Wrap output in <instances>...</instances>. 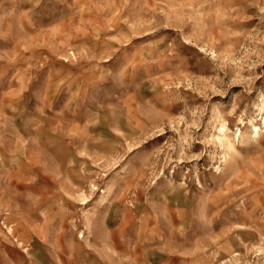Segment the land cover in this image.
<instances>
[{"label":"rangeland","instance_id":"obj_1","mask_svg":"<svg viewBox=\"0 0 264 264\" xmlns=\"http://www.w3.org/2000/svg\"><path fill=\"white\" fill-rule=\"evenodd\" d=\"M46 87L114 127L83 175L17 117ZM0 157V234L48 192L51 264H264V0H0Z\"/></svg>","mask_w":264,"mask_h":264},{"label":"crops","instance_id":"obj_2","mask_svg":"<svg viewBox=\"0 0 264 264\" xmlns=\"http://www.w3.org/2000/svg\"><path fill=\"white\" fill-rule=\"evenodd\" d=\"M50 62L47 61V65ZM53 75V72H49V77ZM55 75V73H54ZM77 76V74H76ZM32 81V78H30ZM68 80V76L64 81ZM30 81V82H31ZM63 81V80H62ZM74 81V80H72ZM78 81V97L82 95L85 90L86 81H81V79H77ZM67 85L64 84L61 88V92L66 89ZM76 88V89H77ZM31 87L28 86L26 88L27 92H31ZM55 93L53 90L46 87L45 93L42 97L39 98L41 101V105L34 106L33 99L31 98L25 106H22L17 113V117L22 120V116L25 112H28L30 116L28 117L29 126H33L40 128L48 129V125H50V133L40 135V134H31L27 139H33L38 142L39 151L57 153V149L59 148L65 155V158L70 159L71 163L76 160L78 161L79 170L78 174L83 175L86 167H82L81 163L88 162V160H95L100 153H103L101 146L104 144L105 154L110 150V143H114L115 141V130L114 127L112 131H110V125L107 121L98 122L95 120V106L89 107L84 101H78L76 103L68 102L61 103L62 106L57 107L55 105L56 100ZM32 101V102H31ZM14 109V108H13ZM34 121H36L34 123ZM21 123L15 124L20 126ZM59 128V130L57 129ZM20 139L19 137H17ZM11 157L13 159L18 158L19 152L17 150H12ZM72 154V155H69ZM4 156V155H2ZM1 158V157H0ZM38 164V162H37ZM42 171V170H41ZM44 176H40L34 182V185H37L40 182V179H45V177L51 176L56 172L51 170L42 171ZM62 175L69 176V171H61L59 172ZM71 184V189L67 188L65 191L67 195L70 193H74L73 181L67 178ZM19 181V180H18ZM19 183V182H18ZM79 184V183H78ZM31 185L25 184L23 187L11 188V190L15 191L19 194V197H22L21 193L25 192V197L27 201V215L28 218V226H22L20 224L21 219L18 220H7L15 224L16 233L18 234L19 243L16 244L9 236L6 234H0V264H3L4 261H7L9 264H51L52 261V250L51 244L48 242V239L52 236L50 230L49 223L52 222V211L51 204L49 205L48 192L44 190L36 189L37 191L30 188ZM40 186H36L39 188ZM18 189V190H17ZM83 187L79 184L78 188V196H82ZM20 201V200H19ZM18 201V205L21 206ZM24 202V201H23ZM62 211V209L60 210ZM33 217V218H32ZM95 220V219H94ZM63 222L66 221V217L62 219ZM96 221V220H95ZM107 221V220H106ZM0 233L3 231L0 229ZM58 237H61V234H58ZM23 245V246H22ZM22 246V247H21ZM96 252V256L101 259V250ZM98 264H113L112 262H99ZM139 264H167V263H159L155 260H151L149 258V263H139Z\"/></svg>","mask_w":264,"mask_h":264}]
</instances>
